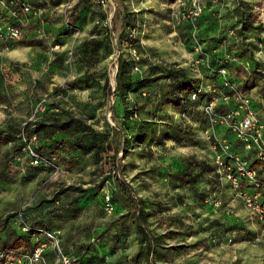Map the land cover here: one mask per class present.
Wrapping results in <instances>:
<instances>
[{"label":"trees","instance_id":"obj_1","mask_svg":"<svg viewBox=\"0 0 264 264\" xmlns=\"http://www.w3.org/2000/svg\"><path fill=\"white\" fill-rule=\"evenodd\" d=\"M9 1L7 0L6 7H0V23L9 22L21 27L22 37L16 41V45L41 46L43 44L41 39L24 34L23 23L32 14L24 15L20 9L22 3H28L33 10L38 9V4L25 0H15L17 4H11ZM91 2L92 0H77L69 14L68 26L64 27L63 32L62 29L57 31L54 36V44H59L60 35L71 34L75 27L92 18L95 12L99 13L92 36L74 49L80 57L89 54L95 56L101 49L108 53L112 51V29L107 24V14L93 10ZM12 10L16 11L17 18L23 23L15 20L10 13ZM210 11L212 9L208 12L203 10L195 21L194 33L202 44L204 53V45L217 48L226 38L217 36L214 32L216 18L210 17ZM227 16L235 18L233 26L238 40L229 46L231 51L212 52L206 68L202 71L199 69L201 74H210L211 78L208 84L210 87L207 92L208 99L205 102L221 92L232 93L222 83L219 73L221 67L227 69V79L244 93L249 94L248 91L258 86L261 89L263 86H260V82L264 85V63L254 58V52L258 49L257 43L264 45V39L253 37V40H250V37L246 36L247 31L255 29L251 22L254 16L251 3L236 0ZM205 18L208 19L207 24L205 22L203 25V21L199 26V21ZM134 20H125L124 25L133 30ZM178 22L184 29L182 41L190 42L193 25L188 20ZM261 29L264 27H260L258 32ZM129 40L130 47L135 50L137 48L138 56L135 58L129 53H119L113 88L107 80L101 84L91 73L82 74L55 88L56 92L65 93L73 89L97 87L100 90L104 89L107 94H112L121 106L120 114L113 109L112 116L118 120L116 127L105 121L102 129H98L88 122L87 118L75 115L56 102L44 104V109L37 111L31 120L21 121L12 118L10 122L0 126V187L16 181L18 170H21L19 161L22 155L25 156L22 151L24 147L22 135L27 138L34 135L36 140L32 145L33 149L42 156L53 158L68 170L80 169L83 164H93L101 174L100 180L92 186L62 184L50 197H40L34 203L26 205L24 215L31 227L27 232H21L14 224L19 208L0 217V252L14 254L22 248H32L35 244L33 236L38 228L59 229L62 249L81 264H163L168 261L171 252H178L184 247L179 243L169 245L166 241V238L182 233L177 230L184 225L181 216L178 214L163 216L159 214L163 208L154 209L156 206L153 207L151 201L140 196L124 178L127 166L135 169L136 164L133 161L125 163L124 159L135 153L136 147L140 145L163 146L166 140L179 144L195 143L191 129L183 123V119L181 121L174 119L169 110L175 109L182 115L187 113L193 119H198L203 113L202 106L200 110L197 104L201 96V85L189 68L152 63L141 54L138 40ZM226 52H232L238 57L239 62L222 63L221 59ZM62 55L63 53L54 52L53 64L61 67L64 60ZM198 55L202 57L203 54ZM243 62H248L247 69ZM135 66H138V71L133 70ZM240 69L246 71L244 70L243 78L237 81L231 77V71L237 72ZM142 92H145V95H142ZM192 92L197 95L194 100L190 99ZM129 94L137 95L138 99L129 101ZM251 104L260 116L259 102L252 99ZM232 106H234L232 101L224 103L218 99L214 108L218 112H226ZM205 117L204 121L207 119ZM220 130L223 129L216 127L217 133L220 134ZM221 136L228 138L232 150L241 154L242 158L249 162L251 169L258 175L262 173L264 160L257 159L252 154H245L241 145L235 138L231 139V135L225 130L219 135ZM119 152L122 153L121 156H118ZM25 160L23 174L19 176L22 182L30 180L37 170L51 171L50 168L30 165L26 156ZM155 174L161 179H166L172 187L187 185L193 188L199 180L210 176L209 183L215 188L221 190L229 187L232 190L230 183L223 178L221 172H218L215 164L186 156L178 161H171L163 169L158 167L138 171L134 178L141 175L153 177ZM106 183L110 184L107 190L113 205V212L109 215L104 209L103 189ZM242 186L251 187L246 182H242ZM102 191L101 200H94ZM194 192L197 193V190ZM197 195L201 199L205 195L208 196L201 193ZM152 216L157 217L158 227H164L163 232H156L155 228H151L149 218ZM211 225L221 226V223L214 219ZM129 240H135L137 243L136 251L130 255L123 252ZM46 256L50 260L52 252L48 251Z\"/></svg>","mask_w":264,"mask_h":264},{"label":"rangeland","instance_id":"obj_2","mask_svg":"<svg viewBox=\"0 0 264 264\" xmlns=\"http://www.w3.org/2000/svg\"><path fill=\"white\" fill-rule=\"evenodd\" d=\"M25 1H35L40 11L25 20L23 32L29 37L41 39L43 44L20 46L13 41L7 43V49L0 45V126L10 122L12 118L31 120L34 114L40 111V107L44 109V104L56 102L75 115L87 118L88 122L98 129H102L105 121L116 127L118 120L112 116L113 109L120 114L121 106L112 94H107L104 89L97 87L73 89L65 93L56 92L55 88L85 73L93 74L101 84L107 80L113 88L119 53H129L135 58L138 56L137 48L135 50L130 47L129 39L138 40L141 54L152 63L189 68L201 85V96L197 100L201 110V106L208 99V84L211 78L210 74H201L199 69L202 71L206 68L212 52L231 51L229 46L238 40L236 33L231 34L235 32V18L227 16L236 0H206L204 10L208 12L212 9L209 16L216 18L214 32L217 36L226 38L217 48L204 45L205 54L202 57L193 47L194 40L199 42L195 33L192 32L190 42L182 41L184 29L181 28L182 24L178 25V21L180 13L188 5L187 0H111L108 6H99L92 0L93 10L107 14V24L112 29V51L108 53L101 49L95 56L89 54L80 57L74 49L92 36L99 13L95 12L92 18L75 27L71 34L60 35L61 42L54 44L56 32L61 29L63 32L64 27L68 26L69 14L77 0H70V7L64 5V0H59L57 4L58 0ZM245 1L251 3L254 14L251 22L255 29L246 32V36L253 40V37H260L258 30L264 27V0ZM124 14L126 17H123ZM132 19H135L133 30L124 25L125 20ZM207 20L201 19L198 25L201 26L203 21L204 25ZM257 44L254 58L264 63V45ZM54 52L63 53L61 67L53 64ZM196 60H199L198 64ZM244 70H232L231 77L237 81L242 79L246 71ZM261 85V89L258 86L248 93L254 101L259 102L258 111L264 121L263 82H260ZM136 96L129 94V101L137 100ZM169 112L174 119H183V123L193 132L195 143L179 144L166 140L163 146L140 145L136 147L135 153L124 159L125 163L133 161L136 164L135 169L127 166L124 178L132 184L138 194L151 201L153 207L156 206L154 209L163 208L159 214H178L183 221L184 225L177 229L182 233L166 238V241L169 245L179 243L184 247L178 252H171L168 261L163 264H264V224L260 221L258 213L247 207L229 187L221 190L215 188L209 183L210 176L199 180L193 188L187 185L172 187L166 179H161L156 174L153 177L149 174L134 178L138 171L158 167L163 169L171 161H178L184 156L214 165L213 150L208 138L210 126L205 115L202 113L198 119H193L187 113L182 115L175 109H170ZM223 131L220 130L218 136L222 135ZM121 154L119 152L118 156ZM19 162L21 170H18L16 181L0 187V217L34 203L40 197H50L62 184L87 187L101 178L93 164H83L80 169L68 170L56 162L60 167L57 176H52L51 171L42 169L37 170L30 180L22 182L19 176L23 174L22 167L26 163L24 155ZM109 186L110 184L106 183L103 191L109 189ZM196 190L197 193L194 192ZM103 191L94 200H101ZM200 193L208 196L205 195L201 199L197 195ZM212 199H217L219 205H213ZM214 219L218 220L221 226L211 225ZM156 221V216L149 218L151 228H155L156 232H163L164 227H158ZM136 249L135 240H129L123 252L130 255Z\"/></svg>","mask_w":264,"mask_h":264},{"label":"built area","instance_id":"obj_3","mask_svg":"<svg viewBox=\"0 0 264 264\" xmlns=\"http://www.w3.org/2000/svg\"><path fill=\"white\" fill-rule=\"evenodd\" d=\"M187 1L188 5L180 13V20H188L195 31V21L205 9L206 0ZM9 2L17 4L15 0H10ZM96 2L100 6H108L111 0H96ZM64 5L70 7V0H64ZM6 6L7 0H0V7ZM20 9L24 15L36 14L40 11L39 9L33 10L28 3H22ZM10 13L15 20L23 23L20 18H17L15 10L10 11ZM231 34L234 35V31ZM259 35L264 39V29H261ZM21 37L22 29L19 25L9 22L0 23V45L4 46L3 48L7 49V43L18 41ZM193 47L196 52L205 54L202 51L200 42L194 40ZM221 61L222 63L226 61L239 62L238 57L232 52L224 53ZM195 62L198 64L199 60ZM243 66L247 69L248 62H243ZM133 69L134 71L139 70L138 66ZM227 72L225 67H221L219 70L223 85L232 93L221 92L218 96L212 97V99L202 105L203 114L206 116L210 126L208 138L211 141L213 150V163L217 167L218 172L222 173L223 178L230 183L234 194L247 207L254 209L258 213L260 221L264 224V170L258 175L254 169L250 168L249 162L242 158L241 154L232 150L228 138L219 137L216 131V127L225 130L241 145L245 154H252L255 158L264 160V121L253 108L251 96L237 89L236 85L227 79ZM142 95H145V92H142ZM196 97V93L192 92L190 94L191 100L196 99ZM218 99H221L224 103L232 101L234 106L226 112H218L214 108ZM42 110L43 107H40V111ZM22 140L24 142L22 151L28 158L30 165L50 168L52 176L59 174L60 167L53 158L42 156L33 149L32 145L36 140L34 135L29 138L22 135ZM242 182H246L251 187L242 186ZM211 202L215 206L219 205L217 199H212ZM104 209L108 215L113 212L109 190H104ZM24 210L25 206L20 207L16 211L14 219L15 226L21 232H27L31 229L25 218ZM60 234L61 231L59 229L47 230L38 228L37 233L33 236L35 244L32 248H22L14 254L0 252L1 264H81L76 258L62 249ZM253 241L255 240L253 239ZM48 251L52 252L50 260L46 256Z\"/></svg>","mask_w":264,"mask_h":264}]
</instances>
